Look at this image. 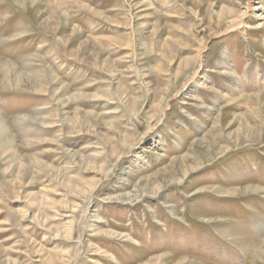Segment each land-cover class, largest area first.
<instances>
[{"label":"rangeland","instance_id":"obj_1","mask_svg":"<svg viewBox=\"0 0 264 264\" xmlns=\"http://www.w3.org/2000/svg\"><path fill=\"white\" fill-rule=\"evenodd\" d=\"M0 130V264H264V0H0Z\"/></svg>","mask_w":264,"mask_h":264},{"label":"bare ground","instance_id":"obj_2","mask_svg":"<svg viewBox=\"0 0 264 264\" xmlns=\"http://www.w3.org/2000/svg\"><path fill=\"white\" fill-rule=\"evenodd\" d=\"M225 10H226V9H225ZM226 11L228 12V9H227ZM222 12H224V11H222ZM229 13H230V12H229ZM234 13H235V12H234ZM232 14H233V13H232ZM236 15H237V14H236ZM240 16H241V13H240V15H239L237 18H240ZM236 20H237V19H236ZM232 21H233V20H232ZM234 22H235V21H234ZM231 24H232V23H231ZM235 26H236V25H235ZM236 27H237V26H236ZM228 30H229V29H228ZM149 96H150V95H149ZM165 101H166V100H165ZM165 101H164V102H165ZM164 102H163V103H164ZM148 120H149V119H148ZM0 131H1V130H0ZM245 191H246V190H245ZM90 195H91V194H90ZM88 202H89V201H88ZM84 209H85V207H84ZM256 253H257V252H256ZM256 253H255L256 256L254 255L256 258H257V257H258V258H262V257H264V251H263L262 253H261V252H260V253L258 252L257 254H256Z\"/></svg>","mask_w":264,"mask_h":264}]
</instances>
